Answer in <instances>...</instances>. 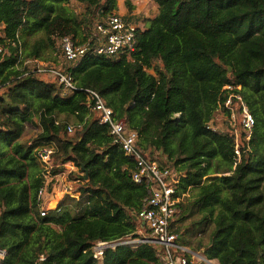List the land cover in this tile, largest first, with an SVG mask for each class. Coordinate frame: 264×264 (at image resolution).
Masks as SVG:
<instances>
[{
	"label": "trees",
	"instance_id": "1",
	"mask_svg": "<svg viewBox=\"0 0 264 264\" xmlns=\"http://www.w3.org/2000/svg\"><path fill=\"white\" fill-rule=\"evenodd\" d=\"M73 1L81 12L71 0H0L1 264L165 262L163 248L150 242L119 244L94 258L97 243L150 232L138 218L147 189L132 181L134 159L99 124L86 90L137 132L146 158L180 175L176 196L190 197L177 204V243L218 264H264V0H153L156 15L142 20L134 51L120 58L95 52L96 26L115 14L116 0ZM63 37L88 44L80 62L64 61L73 90L25 64L59 68ZM233 95L254 118L239 160L232 132L209 128ZM27 125L38 132L25 142ZM44 148L48 165L39 157ZM69 166L79 200L41 216L39 190ZM205 232L207 243L199 239L192 250L188 236ZM180 256L197 264L187 252Z\"/></svg>",
	"mask_w": 264,
	"mask_h": 264
},
{
	"label": "built area",
	"instance_id": "2",
	"mask_svg": "<svg viewBox=\"0 0 264 264\" xmlns=\"http://www.w3.org/2000/svg\"><path fill=\"white\" fill-rule=\"evenodd\" d=\"M96 30L102 38L99 40V45L95 48L96 54L120 58L123 55L129 56L134 51L136 27L131 23L125 22L121 16L117 14L109 15L105 20V24L97 25ZM60 49L64 61L78 60L80 62L88 50V44H76L70 37H63L60 40ZM2 53L3 48L0 45V54ZM25 64L35 68L38 73H47L53 76L65 89H74L71 75L64 73L62 68L49 67L47 63L37 60H27ZM225 88L230 89V87ZM86 93L89 100L87 106L98 115L99 124L106 125L113 141L120 146L126 156L134 159L136 168L132 174V181L135 184H144L147 189V197L143 200L138 218L150 232L149 237L144 239L97 243L93 248L94 258L99 259L103 256L105 249L113 248L119 244L132 245L150 242L163 248L165 254L164 264H191L184 256L176 258V253L178 252H189L185 247L177 243L178 235L172 229L175 215L178 212L177 204L182 199L176 196L180 175L175 174L171 170L161 169L156 161L146 158L137 145V132L127 128L125 119L114 118L113 110L107 106L99 93L93 90H86ZM217 111L223 115L224 126L221 130H217L210 123L209 128L222 133H225L226 129L232 132L235 140L234 154L239 160L243 152L249 149L248 141L254 126V118L238 95L229 96L224 105L219 107ZM241 131L245 132L243 146H240L242 142ZM68 132H71L70 127H68ZM50 153L51 151L46 148L39 153V157L45 165H48ZM45 186L38 192V201L41 206L46 194ZM78 198H80V193L74 191L72 185L65 184L62 199H75V201H78ZM47 211H49L47 208L46 210L42 208L40 215L45 216ZM4 255L5 252L0 250V264L4 259ZM196 260L198 264H213L212 260H208L201 254L196 255Z\"/></svg>",
	"mask_w": 264,
	"mask_h": 264
},
{
	"label": "crops",
	"instance_id": "3",
	"mask_svg": "<svg viewBox=\"0 0 264 264\" xmlns=\"http://www.w3.org/2000/svg\"><path fill=\"white\" fill-rule=\"evenodd\" d=\"M126 1L127 0H116L117 10L115 14L122 17H128V21L131 24H133L136 28L137 27L143 28L144 25L142 23V20L146 18H152L157 13V7L154 5L153 0H128L131 4V8H132L131 11H129L128 8L126 7L125 4ZM49 183H50V187L48 189ZM65 184L72 185V182L65 181V179L61 175H57L54 178L53 177L46 178L45 195L49 194L48 195L49 199L48 202L44 203V205L48 210H55L58 204L63 202L62 197H63V188ZM187 251L189 252L190 255H192L191 258L196 259L197 253L192 252L188 249ZM212 263L218 264L216 260H212Z\"/></svg>",
	"mask_w": 264,
	"mask_h": 264
},
{
	"label": "rangeland",
	"instance_id": "4",
	"mask_svg": "<svg viewBox=\"0 0 264 264\" xmlns=\"http://www.w3.org/2000/svg\"><path fill=\"white\" fill-rule=\"evenodd\" d=\"M71 5L73 7V9L75 10V12L79 13L82 11V6L80 5H77L75 4V2L73 0H71ZM155 5V4H154ZM156 6V5H155ZM57 64V66H59V68H63L64 66V60L62 59V56H58L57 58V62L55 63ZM225 118V117H224ZM70 121V126H73L72 124V120H69ZM34 122L36 123L37 120H34ZM227 124V123H226ZM212 125L214 126L215 129L217 130H221L224 126V119H223V115H221L219 113V111H216L215 115H214V118H213V121H212ZM229 125V124H228ZM230 127V126H229ZM231 128V127H230ZM38 132V127H36L35 125H27L26 128H25V131H24V135H23V138H22V141H28L29 139H31L33 136H35V134H37ZM69 170V171H68ZM75 171V168L74 167H70L69 168L67 167L65 172L63 174H61V176H63V178L65 179V181L68 180V182H72V186H73V190L74 191H77V188H78V183L76 180H74V178H71L69 177L70 176V171ZM77 175H79L77 173ZM70 179V181H69ZM49 195V194H48ZM48 195H45L43 200H42V208L46 210V206L44 205V203L48 202V199H49V196ZM190 197V194H186L182 200L183 202H186V199ZM79 199V198H78ZM75 199L74 200H69V199H64L62 203H64L65 205H68V206H72L75 204ZM200 219V215L196 214L194 215L192 218L188 219L185 221L184 225H189L191 222L193 221H198ZM199 229H196L195 230V233L198 232ZM201 241V243L203 244H206L207 243V240H208V233L205 232V233H198V234H191L188 236V241L190 243V248L192 250H194L196 248V242L197 240ZM135 240V239H134ZM133 245V244H132ZM197 254H200L198 252H195ZM192 262L196 263V259H191Z\"/></svg>",
	"mask_w": 264,
	"mask_h": 264
}]
</instances>
